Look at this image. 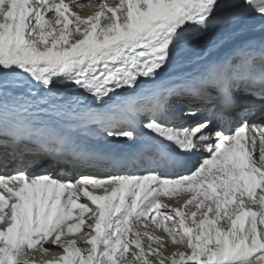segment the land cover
I'll use <instances>...</instances> for the list:
<instances>
[{"label": "snow or ice", "instance_id": "obj_1", "mask_svg": "<svg viewBox=\"0 0 264 264\" xmlns=\"http://www.w3.org/2000/svg\"><path fill=\"white\" fill-rule=\"evenodd\" d=\"M87 6L0 0V264H264V39L166 79L264 0Z\"/></svg>", "mask_w": 264, "mask_h": 264}, {"label": "bare ground", "instance_id": "obj_2", "mask_svg": "<svg viewBox=\"0 0 264 264\" xmlns=\"http://www.w3.org/2000/svg\"><path fill=\"white\" fill-rule=\"evenodd\" d=\"M66 2H70V0H66ZM81 2L86 4L85 8L83 9L73 8L74 10L73 9L72 10L79 12L81 16H87L92 14L93 11L95 10L93 7L87 5L89 4L98 5L101 2V0H81ZM107 2L109 4H112L118 2V0H107ZM262 35L264 34H261L258 30L241 31V32H233L231 30H218L211 37L206 38L197 45H194L191 53L181 54L177 58L175 64L169 69V75L166 77V79L174 80L180 76L189 73H194L197 68V62L200 59L201 55H203V57L208 58L210 55L219 54V56L223 57L233 52L231 46L235 40L244 39L246 40V42L253 41V39L251 38L256 37L257 39H259L261 38ZM189 196H190L189 192L181 190L176 195L164 197V200L166 203L171 204L172 206H179L182 205L184 200L189 198ZM174 250L175 248L170 246L168 249V253L166 254H170ZM34 253H35V249H34ZM53 255L55 254L53 253L45 254L43 261H47L48 259H51ZM34 257L33 258L35 260H38L37 256Z\"/></svg>", "mask_w": 264, "mask_h": 264}, {"label": "rangeland", "instance_id": "obj_3", "mask_svg": "<svg viewBox=\"0 0 264 264\" xmlns=\"http://www.w3.org/2000/svg\"><path fill=\"white\" fill-rule=\"evenodd\" d=\"M74 10V9H73ZM70 27H72V26H70ZM189 210H194V205H192V206H190L189 207ZM87 215H90V214H87ZM76 235H79V234H76ZM67 238H75L74 236L73 237H67ZM62 239H65V238H62ZM33 253H34V250H33ZM42 252L40 251V250H38V249H35V253L33 254L34 256H37L38 257V260H36L37 262H38V264H40V261H41V259L43 260V258H44V256H45V254L43 255V254H41ZM53 254H55V253H53ZM34 256H32V258L31 259H33V257ZM43 256V257H42ZM35 258V257H34Z\"/></svg>", "mask_w": 264, "mask_h": 264}]
</instances>
